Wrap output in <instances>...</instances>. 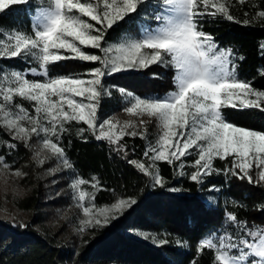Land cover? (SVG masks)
<instances>
[{
	"label": "snow or ice",
	"instance_id": "1",
	"mask_svg": "<svg viewBox=\"0 0 264 264\" xmlns=\"http://www.w3.org/2000/svg\"><path fill=\"white\" fill-rule=\"evenodd\" d=\"M235 2L243 5L246 0ZM12 5L29 6L32 31L0 28V60L15 58L28 65L23 70L0 68V149L6 150L0 151V173L5 184L8 177L27 176L6 159L23 144L37 166L56 161L47 174H68L72 199L83 213L78 235L115 226L113 222L138 200L120 196L103 207L95 203L97 193L106 189L97 176L86 179L77 172L63 145L75 123L86 126L76 128L79 138L86 142L91 135L106 142L110 152L145 176L152 188L184 191L167 186L159 162L178 169L176 175L187 176L201 188L208 177L220 174L264 186V132L236 126L223 115L224 108L264 111V90L239 78L238 61L244 57L236 56L231 47H220L203 30L204 23L217 18L244 25L264 22V10L251 18L245 12L241 21L230 11L233 0H0V13L11 10ZM132 14L140 17L138 36L124 35L117 43H109V30L132 19ZM151 21L156 22L154 27ZM260 51L264 55V43ZM69 59L93 62L94 66L84 73L51 74L54 65ZM153 65L174 71V90L163 96L141 97L106 83L114 74ZM259 73L264 76V68ZM114 89L125 101L123 111L134 120L121 123L100 118L101 100L111 97ZM152 121L156 122L155 133L149 130ZM125 137L145 142L142 158H132L136 148ZM189 158L194 159L189 162ZM216 159L227 161L224 169L214 166ZM188 167L191 172L185 171ZM85 185L93 191H86ZM207 190L219 192L220 188L211 185ZM259 208L264 211V205ZM0 211L13 226L28 227L17 222L7 208ZM134 235L157 246L169 243L156 233L135 231ZM88 242L82 240L85 245ZM204 250L213 253V264H264V226H249L235 212H225L221 227L198 241L197 257ZM191 264H198V259Z\"/></svg>",
	"mask_w": 264,
	"mask_h": 264
},
{
	"label": "trees",
	"instance_id": "2",
	"mask_svg": "<svg viewBox=\"0 0 264 264\" xmlns=\"http://www.w3.org/2000/svg\"><path fill=\"white\" fill-rule=\"evenodd\" d=\"M10 8L0 13V28H20L31 32L29 6L12 5ZM32 8L34 11L35 5ZM259 10H264V0H254L251 4L246 0L243 5L233 0L230 9L241 21L245 19V12L251 18ZM139 20V16L132 14V19L120 22L114 30H109L107 41L115 44L124 35L138 36ZM203 30L210 33L220 47H231L236 56L244 57L238 61L239 78L252 81V86L257 90H264V76L259 73L264 68V55L260 51V45L264 43V22L255 20L244 25L217 18L204 23ZM93 66V62L69 59L54 65L51 74L84 73ZM5 67L23 70L28 65L15 58L0 60V68ZM157 75L159 78H156ZM173 76L172 69L153 65L147 70L114 74L107 78L106 83L141 97L162 96L174 90ZM125 106L124 99L114 89L111 97L101 100L99 116L101 119L115 118L121 123L134 120L123 111ZM223 115L227 122L236 126L264 132V111L261 109L224 108ZM81 126L84 125L73 123L71 134L63 138V145L77 172L86 179L97 176L106 189L97 193L95 203L102 207L114 202L116 197L134 196L138 204L113 222L115 226L81 237L76 228L83 213L72 199L68 174H47V169L54 167L56 161L37 166L29 150L20 144L17 150L7 154L6 159L13 168L21 169L27 176L9 177L20 191H8L7 200L0 198V205L15 210L16 221L28 227L13 226L5 213L0 211V264H191L194 259H198V264H213V253L204 250L197 257L196 247L199 240L221 227L225 212H235L238 220H246L249 226H264V211L259 208L264 205V186L249 183L246 178L220 174L208 177L201 188L187 176L176 175L178 169L174 170L166 162H159L167 186L179 187L184 191L171 193L166 188H152L148 186L145 176L110 152L106 142L96 141L91 135L87 136L86 142L79 138L76 128ZM149 130L156 132L155 121L149 124ZM4 139L8 137L4 136ZM124 140L136 148L132 158H142L145 142L139 137H125ZM192 159L189 158V162ZM226 163L216 159L214 166L224 169ZM185 171L191 172L192 168L188 167ZM253 175L255 178V170ZM211 185L219 187L220 191L209 192L207 189ZM83 187L86 191H93L90 185ZM209 196L214 199L209 201ZM233 201L242 207H236ZM135 231L156 233L161 238L166 237L169 243L157 246L150 240L134 235ZM82 240L89 242L85 245ZM178 240L185 242L184 246L177 244Z\"/></svg>",
	"mask_w": 264,
	"mask_h": 264
},
{
	"label": "rangeland",
	"instance_id": "3",
	"mask_svg": "<svg viewBox=\"0 0 264 264\" xmlns=\"http://www.w3.org/2000/svg\"><path fill=\"white\" fill-rule=\"evenodd\" d=\"M151 23V25L154 27L155 26V24H156V22L155 21H151L150 22ZM172 91V90H171ZM165 95V94H164ZM163 96V95H162ZM5 176L2 174V173H0V198H4L5 197V192H11V190L13 189V193H16V192H18V191H20V188L18 187V186H16L14 183H13V181H12V179H9V177H8V182H7V184H5ZM2 199H0V201L2 200ZM103 207V206H102ZM0 208H3L1 205H0ZM9 210V212H12V213H14L15 215H17L16 214V212H15V210H13V209H8Z\"/></svg>",
	"mask_w": 264,
	"mask_h": 264
}]
</instances>
